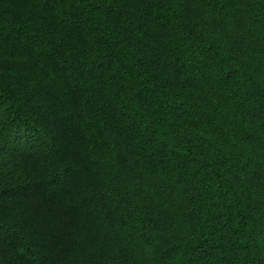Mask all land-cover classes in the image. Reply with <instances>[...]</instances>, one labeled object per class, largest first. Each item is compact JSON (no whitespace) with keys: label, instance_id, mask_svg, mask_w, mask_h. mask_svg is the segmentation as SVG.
<instances>
[{"label":"trees","instance_id":"1","mask_svg":"<svg viewBox=\"0 0 264 264\" xmlns=\"http://www.w3.org/2000/svg\"><path fill=\"white\" fill-rule=\"evenodd\" d=\"M0 264H264V0H0Z\"/></svg>","mask_w":264,"mask_h":264}]
</instances>
